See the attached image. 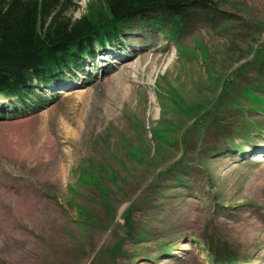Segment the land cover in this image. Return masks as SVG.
Instances as JSON below:
<instances>
[{
	"label": "rangeland",
	"instance_id": "obj_1",
	"mask_svg": "<svg viewBox=\"0 0 264 264\" xmlns=\"http://www.w3.org/2000/svg\"><path fill=\"white\" fill-rule=\"evenodd\" d=\"M214 1L0 118V264H264V0Z\"/></svg>",
	"mask_w": 264,
	"mask_h": 264
},
{
	"label": "trees",
	"instance_id": "obj_2",
	"mask_svg": "<svg viewBox=\"0 0 264 264\" xmlns=\"http://www.w3.org/2000/svg\"><path fill=\"white\" fill-rule=\"evenodd\" d=\"M76 1L70 8L72 0H0V96L16 99L1 115L39 109L46 101L42 88L81 68L83 57H92L99 46L116 42L124 25H168L175 35L193 9L215 5L214 0H103L74 19L66 13L79 8Z\"/></svg>",
	"mask_w": 264,
	"mask_h": 264
},
{
	"label": "bare ground",
	"instance_id": "obj_3",
	"mask_svg": "<svg viewBox=\"0 0 264 264\" xmlns=\"http://www.w3.org/2000/svg\"><path fill=\"white\" fill-rule=\"evenodd\" d=\"M255 160H256V161L259 160L260 162L262 161V163H263V162H264V157L262 158L261 154H258V155L255 157ZM186 246H187L186 244H182V245H181L182 248H186Z\"/></svg>",
	"mask_w": 264,
	"mask_h": 264
}]
</instances>
